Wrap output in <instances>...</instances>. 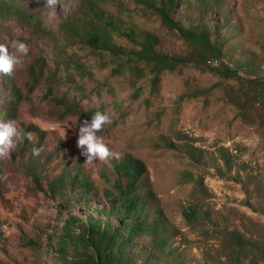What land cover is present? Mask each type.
<instances>
[{"label": "rangeland", "instance_id": "rangeland-1", "mask_svg": "<svg viewBox=\"0 0 264 264\" xmlns=\"http://www.w3.org/2000/svg\"><path fill=\"white\" fill-rule=\"evenodd\" d=\"M9 1L35 20L0 12V44L11 52L13 42L22 40L29 48L10 82L0 74V120L14 119L35 136L0 157V264H61L56 242L68 213L104 205V190L115 179L113 163L127 154L148 170L156 197L151 211L160 207L178 232L177 264H264V0H224L226 20L215 11L202 18L201 0H185L183 14L193 21L205 25L211 16L227 25L219 31L222 55L165 74L156 94L146 81L139 83L138 99L126 80L102 67L107 59L68 42L61 30L82 0H56L54 10L44 0ZM96 1L106 14L155 33L163 52L187 54L176 32L163 28L151 11L128 0ZM64 48L93 79L66 75ZM225 66L242 80L225 79ZM73 103L83 113L102 108L109 116L111 123L97 135L118 158L85 163L76 141L86 119ZM34 147L42 149L38 156ZM76 170L94 191L88 200L77 198L67 178L65 195L74 202L63 208L47 184ZM191 205L200 210L190 223L182 211ZM225 230L243 234L247 250L231 249Z\"/></svg>", "mask_w": 264, "mask_h": 264}, {"label": "trees", "instance_id": "trees-1", "mask_svg": "<svg viewBox=\"0 0 264 264\" xmlns=\"http://www.w3.org/2000/svg\"><path fill=\"white\" fill-rule=\"evenodd\" d=\"M128 1L151 11L163 28L175 31L185 43L187 54L180 57L163 52L158 49L159 39L155 33L106 14L96 0H82L78 11L66 17L60 28L68 42L99 55L102 62L107 59L102 67L108 68L112 77L126 80L135 99L140 96L139 83L143 81L147 82L149 93L156 94L165 74L176 72L195 60L205 62L210 58L221 57L224 42L219 31L220 27L227 26L225 23L218 24L211 16L208 17L207 25L193 21L183 14L185 0ZM223 3L224 0H201L203 13L200 15L203 18L215 11L222 20H226ZM0 12L30 23L35 20L33 15L24 13L9 0H0ZM210 26L212 32L208 30ZM60 56L67 76L76 73L83 78H94L75 53L68 54L64 48ZM223 77L227 80H242L235 69L227 66L223 69ZM5 78L11 81V77ZM245 82L258 83L254 80ZM73 106L74 112H79L86 120L96 111L103 113L102 108L90 114L79 111L74 103ZM113 173V183L104 190V205L88 207L85 214L68 213L56 242V253L61 264H177L180 252L174 247V242L178 232L168 223L160 207L151 211L156 197L145 164L127 154L113 163ZM67 178L70 179V188L78 191L77 198L85 197L83 200H88V194L94 191V184L76 170L73 175L60 176L47 184L53 196H60L61 207H70L74 202L73 197L65 195ZM200 183L197 182L198 185ZM198 210L197 206H188L183 209L182 217L190 223L196 221ZM204 215L207 218L209 214ZM224 232L231 249L235 252L247 250L248 243L243 234L228 230Z\"/></svg>", "mask_w": 264, "mask_h": 264}, {"label": "clouds", "instance_id": "clouds-1", "mask_svg": "<svg viewBox=\"0 0 264 264\" xmlns=\"http://www.w3.org/2000/svg\"><path fill=\"white\" fill-rule=\"evenodd\" d=\"M44 5L50 9H55L56 0H44ZM14 50L11 52L0 44V74L11 77L14 71L22 65L23 57L27 56L29 48L22 40L13 42ZM107 114L96 111L90 119L80 122L77 133V147L81 149V155L86 157L85 163H92L94 160H106L109 157H119V153H114L103 142L97 133L103 126L110 124ZM34 132L25 131L14 119L0 120V157L10 155L15 148L17 141L23 142L25 139L33 141ZM41 148H33L32 154L38 156Z\"/></svg>", "mask_w": 264, "mask_h": 264}]
</instances>
